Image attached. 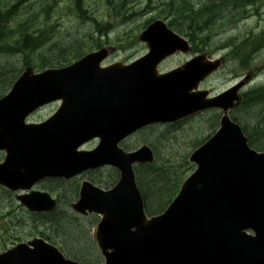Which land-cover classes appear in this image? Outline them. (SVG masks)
<instances>
[{"label": "water", "instance_id": "obj_1", "mask_svg": "<svg viewBox=\"0 0 264 264\" xmlns=\"http://www.w3.org/2000/svg\"><path fill=\"white\" fill-rule=\"evenodd\" d=\"M139 40L148 54L128 66L101 68L110 51L102 49L68 67L37 74L28 69L18 78L0 99V186L29 192L45 179L112 167L119 173L113 187L82 182L71 205L77 214L99 217L91 234L104 264H264V151L253 150L228 115L250 77L208 98L197 88L222 59L197 56L159 74L158 65L189 52L188 43L161 21ZM57 100L61 106L47 121L25 124L30 113ZM207 110L221 112L217 131L190 153L195 168L166 209L148 218L134 166L153 163V153L147 146L126 152L120 143L145 127ZM94 139V150H79ZM17 200L33 213L56 205L39 192ZM0 264L76 263L35 239L0 254Z\"/></svg>", "mask_w": 264, "mask_h": 264}, {"label": "trees", "instance_id": "obj_2", "mask_svg": "<svg viewBox=\"0 0 264 264\" xmlns=\"http://www.w3.org/2000/svg\"><path fill=\"white\" fill-rule=\"evenodd\" d=\"M56 1L0 0V97L8 91L23 66H31L38 70L62 67L79 59L87 50L98 49L108 44L106 26L101 25L92 14L90 15L89 10L84 7L83 0H69L73 2V6L69 5V9L79 20L91 23L90 26L94 28L96 37L88 42L85 41L87 38L84 36V40L72 38L63 42L57 39L53 44H48L54 38L55 25L47 21V16L54 10ZM169 1L172 3L162 1L160 6L163 8L155 17L148 16L140 24L139 29L143 30L158 18L168 20L167 23L171 29L189 40L194 53H209L212 50L208 48L213 31L233 25L245 14L247 8L264 6V0H199L198 3H194L193 0ZM29 2H32V11L25 10L20 13V9ZM122 5V2L115 5L114 10L126 17L125 13H128L129 9H125ZM41 15H45V19L39 20ZM132 15L133 13L129 14V16ZM23 17L27 18L23 19ZM18 18L20 22L11 27V23ZM135 39L136 36H133L131 43H135ZM121 41L117 38L114 42ZM263 47L264 30L260 34H250L239 40L229 39L219 48H228V56L232 60H236L243 69L251 70L250 64L255 54ZM236 113L237 116H232V120L241 127L248 138L250 147L257 151L264 150V83L243 93L241 106ZM217 116L212 114L213 119L210 123L212 132L217 126ZM176 125L178 123L167 127L172 128ZM159 127L161 126H151L138 133L146 131L150 134V142H144L152 148L156 157L151 165L135 167L136 183L148 214L161 213L175 196L182 181L193 170L187 163L188 152L181 154L178 150H174L171 143L176 137H171L167 130L158 132ZM183 137L185 138L186 135L183 134ZM202 141L192 140L189 146L194 148ZM125 148L127 149L126 146ZM106 178L105 180L91 178V180L109 187L116 182L118 175L110 170L109 177ZM53 182L59 191L63 189V181L54 180ZM77 188V185L70 184L68 195L75 196ZM0 191L6 195L5 192ZM6 201L7 199L0 200V205ZM64 204L67 206L66 202ZM32 216L39 220L35 224L38 229L49 230L51 235L63 242L67 251L73 256L85 260L92 253L91 242L85 227L76 222V217L66 207L61 211L58 209L53 213Z\"/></svg>", "mask_w": 264, "mask_h": 264}, {"label": "rangeland", "instance_id": "obj_3", "mask_svg": "<svg viewBox=\"0 0 264 264\" xmlns=\"http://www.w3.org/2000/svg\"><path fill=\"white\" fill-rule=\"evenodd\" d=\"M83 1L85 2L84 7L89 10L90 15L92 14L93 17L97 19L101 25L106 26V31L109 32L107 38L112 41H115L117 38L122 40L120 44L121 48H118L117 52L109 59L108 63H129L146 52V46L138 42V40H136V44L131 43L133 36L137 37L140 32V24H142L148 16L155 17L163 8L162 6H160L162 4V1L166 2L168 0ZM120 2L123 3L122 7H125V9H129V12L125 13L126 17L114 10L115 5L119 4ZM193 2L198 3L199 0H193ZM170 3L172 2H169V4ZM29 5L30 7L28 8ZM68 5L73 6V2L67 0H57L53 6L55 7L54 10H52V12L48 14V19L46 18L47 21L50 24L55 25L54 38L51 39L48 44H53L57 39L60 41L62 40L63 42L68 41L72 38L84 40V36H86L87 38L85 39V41L88 42L90 41V39L96 37V33L93 31L94 28H91L90 26L91 23L79 20L78 17L74 15L71 10H69V7H67ZM25 10L32 11V2H29L25 6H23V9H20V13H23ZM149 11H151V13H149ZM130 13H133V15L129 16ZM20 18L15 19V21L11 23V27H14L18 22H20ZM25 18L27 17H23V19ZM43 18L45 19V15H41V17H39V20H43ZM263 30L264 6H254L248 8L245 14L241 16L233 25L225 26L223 29L213 31V37L211 42L209 43L210 47L208 49H217L215 51L211 50L210 52L214 53L212 55L213 57H223L224 66L220 72L204 82L200 86V89L209 91L210 95H216L228 89L242 77L249 74L251 72L250 70L243 69L239 66L236 60L234 61L228 56V48L222 49L219 47L229 39L234 38L239 40L241 38H246V36L249 34H259ZM90 34H92V36H89ZM190 56L192 55H176L172 58H169L161 65L160 71L165 72L176 68L177 66L183 64L187 59H189ZM263 65L264 49L256 54L254 60L250 64L251 69H257L258 71H255V75L252 77V82L245 88V91L264 83V68H262ZM56 108V104L48 105L35 112L29 118V121H43L47 117H49ZM232 116H237V113L233 112ZM211 119H213V117L206 114L176 125L172 128L159 127L157 128V131L165 132V130H167L169 131V135L171 137L175 136L176 139H172V147L174 150H178L179 153L183 154L184 152H190L192 150L191 145L189 146L190 141L193 140L199 142L210 134ZM183 134L186 135L185 138L183 137ZM149 135L150 134L146 131L141 134H136L128 139L125 145L128 146V150H135L142 145H147L144 141L150 142ZM154 135L157 136L155 132ZM95 145L96 141H92L85 144L82 149L91 150L95 147ZM109 171V169H105L101 172H98V174H91L89 175V177L92 179L99 178L101 180H105L106 177H109ZM81 179H87V176H83L81 177ZM81 179H74L75 181L65 182L62 185L63 189H61V191H59V189L54 186L53 182L36 189L37 191H47L55 198L58 197L60 206L58 209L60 211L65 207L69 210L68 203L75 199V196L72 197L68 195L70 184L79 185ZM96 185L107 188L106 186H104V184L96 183ZM5 199H7V201L3 202V204L0 205V252H2L4 250L3 248H5L6 245L10 243L12 238L22 237V239H24L26 238V236H28L29 232H32V239L40 238L34 236L35 232L43 230L42 228L38 229V226L35 225L36 222H39L38 218H34L32 214L23 209L18 204V202H16L14 195H11V197H9L8 195H5L0 191V200L2 201ZM64 202L67 203V206H65ZM75 217L76 222L81 223V225L85 227V230L87 232H89L96 224L95 222H93L92 216L81 217L75 215ZM45 236L50 238L53 237L55 240L59 241L65 249H67L61 240L56 239L53 235H51V232L49 230L45 231ZM20 242L22 241L20 240ZM10 246L11 245H8L7 247ZM90 246L92 247V245ZM85 260L87 262H90L91 264H95L96 256L94 254V251H92V253L89 254V256L85 258Z\"/></svg>", "mask_w": 264, "mask_h": 264}, {"label": "flooded vegetation", "instance_id": "obj_4", "mask_svg": "<svg viewBox=\"0 0 264 264\" xmlns=\"http://www.w3.org/2000/svg\"><path fill=\"white\" fill-rule=\"evenodd\" d=\"M66 253L68 254V256H69L70 258L78 259V260H81V261H86V260L80 259V258H78V257H76V256H73V255L70 254L67 250H66ZM99 261H100V260H99ZM99 261H98V262H99Z\"/></svg>", "mask_w": 264, "mask_h": 264}]
</instances>
